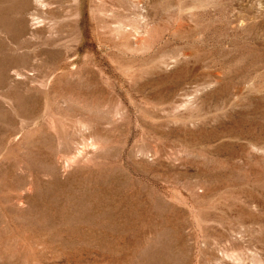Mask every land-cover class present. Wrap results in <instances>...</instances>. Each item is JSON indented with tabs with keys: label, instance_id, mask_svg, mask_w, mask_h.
I'll return each mask as SVG.
<instances>
[{
	"label": "rangeland",
	"instance_id": "1",
	"mask_svg": "<svg viewBox=\"0 0 264 264\" xmlns=\"http://www.w3.org/2000/svg\"><path fill=\"white\" fill-rule=\"evenodd\" d=\"M7 1L0 264H264V0Z\"/></svg>",
	"mask_w": 264,
	"mask_h": 264
},
{
	"label": "bare ground",
	"instance_id": "2",
	"mask_svg": "<svg viewBox=\"0 0 264 264\" xmlns=\"http://www.w3.org/2000/svg\"><path fill=\"white\" fill-rule=\"evenodd\" d=\"M21 1H22L21 2V6H28L29 0H21ZM38 4L44 6V0H38ZM10 8H11L10 3L7 0H5V1L0 0V23L7 22L6 20H8V18L6 17V15H7L8 12H10L9 11ZM16 26H18L17 30L19 31L21 29V27H22V21L21 20H19V21L16 20L15 23L12 26H10V28H12V27L14 28Z\"/></svg>",
	"mask_w": 264,
	"mask_h": 264
}]
</instances>
